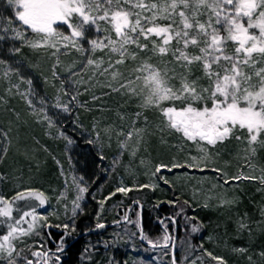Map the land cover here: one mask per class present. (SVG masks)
I'll return each mask as SVG.
<instances>
[{"label": "snow or ice", "instance_id": "1", "mask_svg": "<svg viewBox=\"0 0 264 264\" xmlns=\"http://www.w3.org/2000/svg\"><path fill=\"white\" fill-rule=\"evenodd\" d=\"M6 3L14 12L7 17L0 15V41L11 39L20 45L7 49L8 59L0 58V81L7 83L5 93L19 96L31 110L30 114L38 117V122L56 127L54 116L70 111L80 94L79 86H85L87 91L89 86L100 85L109 90L105 95L117 92L129 100L139 97L141 109H155L162 117L161 132L167 129L178 133L183 140L196 145L200 156L189 157L192 161L210 158L209 148L223 145L233 137L237 141L244 139L246 150L252 153L258 142L264 145L261 139L264 136V0H6ZM23 47L52 50L51 55L56 57L52 77L61 83L54 100L37 92L33 80L23 74V61L14 59ZM72 52L83 55V59L79 63L74 60L65 69L67 76L61 79L56 71L61 64L60 56ZM97 52L102 55L97 56ZM197 71L201 75H195ZM174 79L178 80V87L170 83ZM66 84L75 87L76 92H70ZM60 93L68 96L66 102ZM0 103H7L3 96ZM51 109L57 111L49 115ZM134 116L130 130L119 133L125 135V141L133 136L138 141L144 138L146 128L135 126L142 112ZM144 120L147 124V117ZM238 131L245 135H235ZM61 135L67 145L73 143ZM0 138V144L10 143L7 132L0 130ZM125 141L120 143L122 149L127 147ZM7 151V147H0V160ZM191 167V164L172 165V168ZM161 168L171 170L161 164L155 171ZM215 171L220 173L219 169ZM3 179L0 173V180ZM71 181L78 191L73 201L75 214L80 207V194L88 189L81 186L83 177L71 175ZM261 182L264 183V178ZM65 185L67 188V177ZM127 191L123 186L117 187L108 198ZM46 202L45 194L33 188L18 186L11 196L0 193V227L5 229L0 234V260L5 264L60 261L59 255L50 254L51 250H33L26 242L27 238L40 235L38 228L48 227L40 224L47 216L38 212ZM100 203L103 205V201ZM160 223L164 225L163 220ZM239 226L246 228L247 224L241 221ZM96 227L105 225L98 223ZM199 227L193 224L192 232L199 231ZM142 238L153 247L162 245L165 249L172 239L167 231L156 242L147 235ZM62 251L58 246L56 252ZM192 251L193 246L189 245L185 259ZM260 255L264 256V252ZM205 258L214 264H227L223 256L206 249L191 264H197L198 260L205 264Z\"/></svg>", "mask_w": 264, "mask_h": 264}, {"label": "trees", "instance_id": "2", "mask_svg": "<svg viewBox=\"0 0 264 264\" xmlns=\"http://www.w3.org/2000/svg\"><path fill=\"white\" fill-rule=\"evenodd\" d=\"M9 11L12 13V8ZM18 43L15 42V45L19 46ZM10 45L11 43L4 48L2 44L0 47L2 58H9L7 49ZM51 52V49L34 51L23 47L21 53L14 57L23 61V74L33 80L38 93L48 100L54 99L61 86L60 79L52 77L56 57ZM73 54L74 52L60 56V61L65 58V62H68L66 58ZM62 65L63 63L56 69L61 79L65 78ZM195 75L201 73L197 71ZM5 83L3 81L0 85V96L7 101L0 103V122L15 121L8 114L11 109L20 110V121H16L14 125L11 123L13 136L10 135V139L13 138V142L0 160V173L5 177L0 180V193L11 196L18 190V186L20 189H38L47 197L46 205L38 209V212L47 216L40 224L55 227L68 225V233L61 239L62 244L59 238L63 232L38 228L40 235H33L26 241L33 249L42 244L44 247L40 251L51 250L50 254L60 256L58 264H173V259L175 264H191V260L204 249L223 256L227 264H244L252 263V259L254 261L259 253L264 252V183L261 180L248 175L251 179H241L237 181L238 186L236 184L229 188L228 200L205 206L181 192L179 186L169 179L174 172L181 171L215 173L223 181L224 168L229 174L226 179L228 183L224 180V184L229 185L236 183L231 175L238 170L245 171V164L250 162L262 171L264 178V145L258 142L252 153L250 149L246 150L244 139L237 141L233 137L223 145L210 148L214 151V159L201 167L193 165L191 168H172L171 164V170L161 168L159 172L155 171L158 186L146 183L141 177H137V183H132L131 176L138 175L134 169L140 154L152 164L159 161L167 164L173 155L179 154L174 143L193 142L183 140L178 133L172 131L154 132L148 129L150 131L142 141L140 153L131 158L118 146L115 135L122 125L134 120L138 107L133 99L129 100L117 92L105 95L109 90L100 85L89 86L87 91L79 87L80 94L70 106V111L55 115L57 127L48 130L45 122H38V117L30 114L31 110L19 96L5 93ZM65 87L72 93L76 92L74 87L67 84ZM60 95L63 101L68 100V96L62 93ZM93 96L99 99H93ZM55 112L52 111L53 114ZM121 116L124 118L121 119ZM143 117H147V120L154 119L153 115L146 113L135 122L140 124ZM58 125H62L67 131L66 136L73 139L71 145H67L64 136L58 134ZM235 135L245 134L238 131ZM177 164L187 163L180 161ZM215 169H219L220 173ZM62 171L81 175L87 183L86 207L75 215L71 214L70 202L60 195L64 186ZM121 178L125 179V188L129 191L117 192L108 198L117 187H121ZM145 185L146 187H142ZM135 201L141 203V213L140 205ZM62 203L68 205L66 209L61 208ZM49 209L52 212H47ZM161 220L167 225V229L160 223ZM241 221L247 227L238 231ZM102 222L112 225L102 231L78 235ZM193 224L200 226L199 231L192 232ZM4 231L0 227V234ZM165 231L173 238V256L172 244L167 249L162 245L153 247L148 240L142 238L147 235L148 239L156 242ZM214 244L222 247L220 255L213 251ZM189 245L193 246V251L185 259ZM58 246L63 248L62 252H56ZM234 249L246 251L237 252ZM29 258L32 259L31 256ZM0 264H5V261L0 260ZM197 264H200L199 260ZM205 264L214 262L205 258Z\"/></svg>", "mask_w": 264, "mask_h": 264}, {"label": "rangeland", "instance_id": "3", "mask_svg": "<svg viewBox=\"0 0 264 264\" xmlns=\"http://www.w3.org/2000/svg\"><path fill=\"white\" fill-rule=\"evenodd\" d=\"M10 7L7 5L6 0H0V15L2 16H11L14 12V9L12 8V13L9 11ZM65 31H67L66 29H64ZM15 42H19V41H14L11 39H8L6 41H0V47H2V44L4 45V48L6 47V45L9 43H11V46L15 45ZM20 45V42L18 43ZM16 46V45H15ZM87 47V45L85 46ZM97 56L102 55V53L97 52L96 53ZM0 58H2L0 56ZM64 59V62L62 61ZM83 59V55L78 54L76 52H74V54L70 57H67L66 60H68V62H65V58L61 59V64L63 63V68H61V70H63V74L66 77L67 76V72L65 71V69L70 66L72 64V62L75 60L77 61V63H79L81 60ZM154 62H155V58H154ZM85 79H87V76L84 77ZM13 79L15 80V78L13 77ZM170 83L175 84L177 87L179 86V82L178 80H172L170 81ZM3 84V81H0V85ZM6 84V83H5ZM4 84V86H5ZM22 88L24 87L23 85L21 86ZM81 87L82 90L85 89V86L81 85L79 86ZM75 88V87H74ZM76 89V88H75ZM38 92V90H37ZM55 98V96H54ZM54 100V99H52ZM133 101L135 102L136 106L138 107V111L142 112V116L145 115L146 113H149L151 115H153L154 119L151 120H147V124L145 123L144 117L142 119V122L140 124L135 122V126L138 128H146V132L144 133V137L146 136V134L148 133V129H152V131H157L159 130V128L162 126V117L160 116V114L155 110V109H141L139 107L140 104V98H133ZM52 111H56L55 109H51L49 111V115H53ZM7 113V112H6ZM61 113H66V112H61ZM10 115V118H13L15 121L14 122H0V130L7 132L8 133V137L10 140V143H5V144H0V147H8L12 144V139H10V135L11 137L13 136L12 134V124L14 125L16 123V121H20V110L14 111L13 109L10 110V112L8 113ZM135 119V118H134ZM12 123V124H11ZM133 121H130L128 124H124V125H120L121 127L119 128L118 133H116L115 138H117L116 140L118 143V146L120 147V143L122 141H125V135L119 134V133H127L130 130V127L132 126ZM59 126V125H58ZM57 127V126H56ZM55 127V128H56ZM48 130L50 129L47 126ZM54 128V127H52ZM58 134L63 133L65 136L67 135V131L64 129V127L62 125H60L58 127ZM164 131H169L167 129H165ZM107 133V131H105ZM2 139V138H0ZM70 139L73 141V139L70 137ZM144 140V138H143ZM137 140L136 136H133V138L131 140H127L125 141L127 144L126 148H123V150H125L129 157L131 158H135L139 153H140V146L142 144V141ZM175 146L177 147V153H179L178 155L175 154L171 157V161L169 163L166 164L165 161H159L156 162L154 164H152L150 161H148L147 158H145L144 156H142L140 154L139 159L137 160L138 162L136 163V168L134 169V172L137 173L138 175H132L130 182L132 183H137V180L139 177H141L142 179L145 180L146 183L152 185V186H158V181L156 178V175H153V173H155V169L158 165H168V167H170L171 164H177L180 161H184L187 164H191V165H197L198 167H201L203 165H205L206 163L210 162L211 160L214 159V151L211 150L209 148V152L211 153L210 158L206 159V160H197V161H192L191 159H189V157L192 156H196L199 157L200 153L198 152V149L196 147V145L194 143L192 144H185V143H174ZM173 144V145H174ZM13 146H15V143H13ZM121 148V147H120ZM122 149V148H121ZM8 152V151H7ZM242 161L244 162V158H242ZM165 162V163H164ZM245 171H235L234 175H231L232 177H236V176H247L248 175H253V177L255 176L257 179L261 180L263 173L261 170L257 169L255 164L253 162L250 163H246L245 164ZM132 173V174H135ZM71 175H74L76 177H82L81 175H76L73 172H71ZM71 175H69V173L64 172L63 177H64V186L60 191V195L64 196L65 198H67V200L70 202L69 206H70V210H71V214H73V201L75 200L76 196L78 195V191L77 189L72 185V181H71ZM222 176H223V181L221 179H219L217 177V175L215 173L212 174H201V173H197V172H179L176 171L174 172L172 175L169 176V179L171 178V180L173 182H175L177 184V186H179L181 192H185L188 194V196L190 198H194L195 201L204 203L205 205H208L209 203L211 204H220V202H224L226 200L229 199V195L228 193L229 188L230 187H234L236 186V184L238 183L237 181L241 180H236V183H232L229 185L224 184V180H226L229 177V174L226 172V170L224 168H222ZM67 177L68 179V185L66 188L65 185V178ZM138 177V178H137ZM165 177V175H164ZM120 186L126 187L125 183V179L121 178L120 179ZM81 186L82 187H87V183L83 180L81 181ZM238 186V184H237ZM88 188V187H87ZM82 196V199L79 201V205L80 207L76 210L75 214L78 212H82L84 210V208L86 207V203H87V191L80 194ZM94 197V196H93ZM95 198V197H94ZM63 209L67 208V204L62 203L61 205ZM47 212H52V209H49V211ZM40 215L45 216V213H41L39 212ZM73 214V215H75ZM264 222V217H263V221ZM63 227V226H62ZM71 228V227H70ZM242 230V228H239L238 231ZM249 230H247L248 232ZM173 242V238L171 239V241L169 242V244L171 245ZM40 244V242L38 243ZM213 251H215L217 254H221V249L222 247L220 245L214 244L213 245ZM33 250H40L39 247L34 248ZM43 251V250H41ZM261 253L258 254V258L255 259L253 261L252 259V263H247L245 262L244 264H264V256L260 255Z\"/></svg>", "mask_w": 264, "mask_h": 264}, {"label": "water", "instance_id": "4", "mask_svg": "<svg viewBox=\"0 0 264 264\" xmlns=\"http://www.w3.org/2000/svg\"><path fill=\"white\" fill-rule=\"evenodd\" d=\"M139 202V201H138ZM139 205H140V213H141V210H142V205L141 203L139 202ZM130 209V207L128 208V210ZM126 217L123 219L125 220ZM101 224H104L105 227L103 228H97L96 225L95 226H92L84 231H82L81 233H79L78 235H82V234H85V233H93V232H98V231H102L104 230L106 227L112 225V223H105V222H102ZM49 229H52L54 231H61L63 232L62 235L60 236L59 238V242H61V239L68 233V229L67 228H64V227H55L51 224H48V227H46V230H49ZM173 245V244H172ZM172 256H173V247H172Z\"/></svg>", "mask_w": 264, "mask_h": 264}]
</instances>
